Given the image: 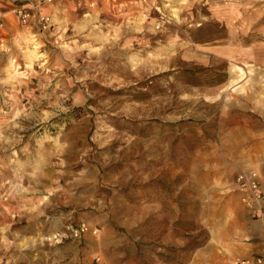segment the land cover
I'll use <instances>...</instances> for the list:
<instances>
[{
	"label": "rangeland",
	"instance_id": "1",
	"mask_svg": "<svg viewBox=\"0 0 264 264\" xmlns=\"http://www.w3.org/2000/svg\"><path fill=\"white\" fill-rule=\"evenodd\" d=\"M141 12L49 19L0 57V264L240 257L217 240L238 223L236 172L264 185V57L214 45L209 20Z\"/></svg>",
	"mask_w": 264,
	"mask_h": 264
},
{
	"label": "crops",
	"instance_id": "2",
	"mask_svg": "<svg viewBox=\"0 0 264 264\" xmlns=\"http://www.w3.org/2000/svg\"><path fill=\"white\" fill-rule=\"evenodd\" d=\"M18 4L29 6V2L22 3L20 0H0V21L3 25L0 28V57L7 55L12 44L33 45L49 33V30L41 31L34 20L29 25L21 24L13 11ZM141 11L157 14L155 21L164 18L170 20V17L180 12L188 15L190 20L191 15H195L198 21L209 20L227 31L213 41L214 45L228 46L229 54L234 51L232 47L245 45L250 47L248 57H264V0H51L39 9L41 15L52 19L59 27L69 26L76 20L82 21L84 17L97 13L100 15L99 25L108 23L109 16L113 15L120 18L121 24L125 22V25L132 28L135 23L138 24L135 19L141 15ZM234 209L237 211L238 223L227 227L224 233H220L222 240H217L228 246L223 252L228 253V257L264 256V247L259 241V225L238 198L234 202ZM193 263L199 262L193 260ZM204 263L210 264L207 261ZM221 263L222 259L217 263L212 262Z\"/></svg>",
	"mask_w": 264,
	"mask_h": 264
},
{
	"label": "built area",
	"instance_id": "3",
	"mask_svg": "<svg viewBox=\"0 0 264 264\" xmlns=\"http://www.w3.org/2000/svg\"><path fill=\"white\" fill-rule=\"evenodd\" d=\"M29 2V6L23 4L15 5L13 8L14 14L23 25H29L34 20L41 30H48L51 25L49 18L41 15L39 12L40 6L48 3L51 0H20ZM0 21V28H2ZM233 190L237 193L239 202L245 207L249 215L256 221L260 228L259 241L264 247V185L259 173L255 170L240 168L233 179ZM89 228L85 224H80L77 227H67V232L72 238H80ZM93 234L97 233L96 229L92 230ZM61 241L66 235H57ZM55 238V237H54ZM230 264H264V256L256 255L251 257L237 258Z\"/></svg>",
	"mask_w": 264,
	"mask_h": 264
}]
</instances>
